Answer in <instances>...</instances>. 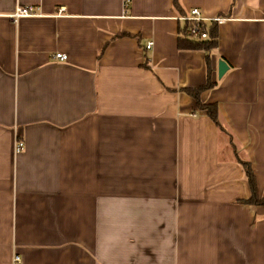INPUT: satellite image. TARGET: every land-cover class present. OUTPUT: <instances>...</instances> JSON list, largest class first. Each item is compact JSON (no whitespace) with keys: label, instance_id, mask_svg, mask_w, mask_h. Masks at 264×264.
Returning <instances> with one entry per match:
<instances>
[{"label":"crops","instance_id":"obj_1","mask_svg":"<svg viewBox=\"0 0 264 264\" xmlns=\"http://www.w3.org/2000/svg\"><path fill=\"white\" fill-rule=\"evenodd\" d=\"M23 6L39 16L13 23ZM193 8L227 19L207 57L177 46ZM122 13L121 0H0V264H264V208L246 203L236 161L264 197V0ZM206 77L199 101L226 135L187 94Z\"/></svg>","mask_w":264,"mask_h":264},{"label":"trees","instance_id":"obj_2","mask_svg":"<svg viewBox=\"0 0 264 264\" xmlns=\"http://www.w3.org/2000/svg\"><path fill=\"white\" fill-rule=\"evenodd\" d=\"M187 25L183 23L182 29L180 31V38L177 40V46L180 49L184 50H200L206 52V57L207 53L209 50L214 48L215 46V25H208L204 26L202 29L206 32V39L205 40H200V41H193L187 37L184 36V30L186 29ZM206 27V29H205ZM215 84L213 82L209 81V78L206 77V82L203 86L188 90L187 94L193 99L194 104L196 106V109L199 111L203 112L205 116L215 125L217 128L218 132L221 135H226L223 128L218 122V111L217 107L215 104H202L199 101V94L204 91V90H209L211 89ZM231 146V143H229ZM236 161L240 164L242 167L245 177L247 179L249 189L251 192V198L246 201V203H251L255 206H261L264 208V197H259L257 195V189H256V182H255V177L254 173L252 170V167L250 163L243 161L241 159L236 158Z\"/></svg>","mask_w":264,"mask_h":264},{"label":"built area","instance_id":"obj_3","mask_svg":"<svg viewBox=\"0 0 264 264\" xmlns=\"http://www.w3.org/2000/svg\"><path fill=\"white\" fill-rule=\"evenodd\" d=\"M123 15H126L127 7L129 5V0H121ZM63 9L59 8L58 13L62 12ZM39 16L38 10L34 7L23 6L16 7L14 11L9 15V19L15 23L20 18H29V17H37ZM180 20L187 25L184 30V36L193 40L200 41L206 39V32L202 29L204 26L215 25L219 26L226 22V17H222L219 15L212 16L210 18H206L202 15V13L198 9H190L187 11L186 15ZM206 29V27H205ZM152 47V42H147L144 46L145 50L148 51ZM53 59L58 60L60 62L65 61L66 57L61 54L53 55ZM23 149V143L20 140L14 141L13 152L17 154L21 152ZM19 261L18 257L13 256L11 263L17 264Z\"/></svg>","mask_w":264,"mask_h":264},{"label":"water","instance_id":"obj_4","mask_svg":"<svg viewBox=\"0 0 264 264\" xmlns=\"http://www.w3.org/2000/svg\"><path fill=\"white\" fill-rule=\"evenodd\" d=\"M227 67L224 62L219 61L217 63V78H220L224 72L226 71Z\"/></svg>","mask_w":264,"mask_h":264}]
</instances>
